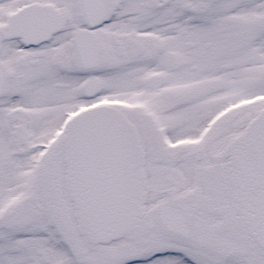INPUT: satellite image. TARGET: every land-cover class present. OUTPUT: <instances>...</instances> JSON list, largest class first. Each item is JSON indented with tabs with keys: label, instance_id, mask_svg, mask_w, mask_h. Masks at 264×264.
Returning a JSON list of instances; mask_svg holds the SVG:
<instances>
[{
	"label": "snow or ice",
	"instance_id": "snow-or-ice-1",
	"mask_svg": "<svg viewBox=\"0 0 264 264\" xmlns=\"http://www.w3.org/2000/svg\"><path fill=\"white\" fill-rule=\"evenodd\" d=\"M0 264H264V0H0Z\"/></svg>",
	"mask_w": 264,
	"mask_h": 264
}]
</instances>
